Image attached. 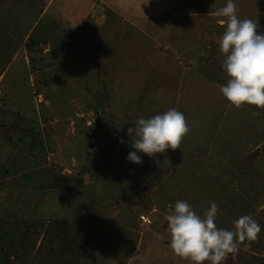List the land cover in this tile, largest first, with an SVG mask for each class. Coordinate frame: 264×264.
<instances>
[{
  "label": "rangeland",
  "instance_id": "rangeland-1",
  "mask_svg": "<svg viewBox=\"0 0 264 264\" xmlns=\"http://www.w3.org/2000/svg\"><path fill=\"white\" fill-rule=\"evenodd\" d=\"M117 1L116 6L97 9L69 5L63 15L59 14L63 8L58 12L51 8L41 16L44 0H0V226L3 221L22 224L21 228L29 224L35 238L39 220L91 217L92 244L80 264H189L170 249L165 219L169 205L179 199V188L155 185L149 181L144 162L128 161L125 147L131 145V137L127 130L135 126V107L142 94L149 95L152 73L146 67L147 57L150 63L176 64L183 54L180 51L189 50V42L195 39L198 55L214 59L213 70L222 67L225 57L217 40L225 27L220 18L209 13L225 6L227 0ZM123 1L131 5L122 6ZM234 2L239 18L257 21L261 32L264 0ZM150 44L153 46L148 47ZM147 47L157 51L154 56ZM217 71L225 78L224 70ZM217 84L209 87L218 92L216 96L208 89L184 102L182 113L188 125L204 122L207 127L212 123L216 111L223 107ZM208 94L207 100L199 98ZM209 104L211 109L206 110ZM239 109L231 106L229 114L237 115ZM246 112L249 114L250 108ZM228 115L217 118L219 126L234 127L236 117ZM249 130L250 136L246 132L231 144L235 150L238 147L249 154L255 145L264 143V119ZM198 133L200 147L206 148L203 140L208 133ZM209 147L220 153L204 160L203 172L197 173L206 184L205 180L217 179L227 171L228 166L221 165L225 161L222 152L234 150L218 143ZM179 149L175 161L185 165L189 160ZM142 154L143 161H150ZM92 156H97L93 164ZM257 156L261 159L257 157V164L250 165L260 173L254 175L258 183H247L249 195L256 191L259 198H251L248 207H241L237 199L229 204L233 208L228 205L225 209L231 210L229 215L217 214L216 224L232 229L233 221L251 215L261 226L259 239L250 247L241 245L244 258L225 264H264V146ZM125 161L130 163L127 171L122 167ZM250 165L246 167L252 171ZM99 169L103 172H97ZM247 174L252 178L250 171ZM189 200L190 204L196 202ZM202 210L204 213L207 208ZM41 237L36 248L31 246L32 251ZM136 253L145 258L143 262L132 261ZM21 255L25 253L19 252ZM33 256L35 253L32 261Z\"/></svg>",
  "mask_w": 264,
  "mask_h": 264
},
{
  "label": "trees",
  "instance_id": "trees-1",
  "mask_svg": "<svg viewBox=\"0 0 264 264\" xmlns=\"http://www.w3.org/2000/svg\"><path fill=\"white\" fill-rule=\"evenodd\" d=\"M260 33L264 34V29H262ZM29 39L31 40V37H29ZM196 42L197 40L193 39L192 41L191 39V42H189L190 47H188L189 50L180 51L183 54L181 58L179 57L175 60L176 64L173 63V65H164L155 62L150 63L149 59H147L148 57L145 59V63H148L149 65H146V67L150 68L152 73H149L151 74L149 77V88H147L149 90V95L145 96L142 94L143 99H140L137 107H135L134 121L142 117L149 118L156 114L163 113L169 108H175L182 112L186 109L184 102L191 99L194 93L198 92V94H204V90L206 91L209 87H212L213 83H218L220 86L227 83L225 79L226 77L229 79L227 74L225 73L224 78V75H221V73L217 71L218 69H222L221 65L214 67L215 69L213 70L210 65H213L214 59L210 60L208 57L201 58L204 55H198L199 46L197 47ZM152 46L153 44H150L148 47ZM156 52L157 51L148 48V53L151 57L154 56ZM185 58H192L194 62L188 63ZM180 64L189 67L190 70L186 69V71H183ZM1 74L2 72L0 75ZM209 90L210 92L215 91V96L218 93L215 89ZM199 96L201 100H207L209 98V94L208 97ZM212 96L214 97V95ZM220 97L223 100V107H219L220 110L218 109L216 111L215 116L212 114V116H214L213 121H211L213 124L211 123L206 127V123L204 124V122H202L201 124H198V126L194 125V127L191 123H189V134L183 139L181 144V149H183L182 155L189 160L185 163V165H178L177 161H175L177 160V157L180 156L176 153L180 152L179 148L174 151L168 149L163 154L158 153L155 157H150V161L142 160L145 167L148 169L146 174L149 177V181H152L155 185L159 184L162 187H166L168 190L179 188L177 193L179 199H176V201L182 200L190 204L189 198H193L196 202L195 204L190 205L193 207L194 211L200 215H203L202 207L207 209L209 208L210 201H215L219 208L218 213L229 215L231 210L228 211L225 209H228V205L237 199L239 200L241 207H248L249 204H252L250 201L252 200L251 198H259V195H256V191L254 193L255 196L249 195L251 188L250 184L247 182H253V184L258 183V180L254 177V175L257 176L260 174L257 170L252 169L253 165H250L252 171L248 170L246 167L247 165L228 167L227 171H224V174L217 179L212 178L210 181H208V179L205 180L208 182L207 184L203 179H198L197 177V173H200L201 171L203 172L202 168L206 166V162L203 161L209 157L216 158L217 154L220 153L219 151H216L215 147H209L210 143H214V145L216 143L223 144L227 148L230 147V149H234L233 152H222V159L242 157V155H245L247 151H239L238 147L235 150V147L231 144L238 142V136L243 137L246 132V135L250 136L249 129L251 128L253 130L255 125H259L264 119V109L248 105L241 107L238 110L239 112L237 115L229 114L230 107L232 105L229 104L223 95ZM209 105V107L205 108L206 110L211 109L210 107L212 105ZM247 108H250L251 110L249 114H246ZM185 113L187 114L188 112ZM225 115H228V117L230 116V118L236 117V120L233 122V124L235 123L234 127L229 125V127L226 126V128H223L218 125L219 120H217V118H224ZM3 125L5 126L6 122H4ZM198 132H203V134L208 133V138L204 136L205 138L203 140V145L207 144L206 148L200 147V142H202V140H200L198 136L200 133ZM238 133H240V135ZM241 133L244 134L241 136ZM195 134L197 137H195ZM125 150H127L128 153L136 151L131 145L125 147ZM137 154H141V156H143L141 152H137ZM255 156L259 157L257 156V151L247 154L245 158L251 159ZM96 157L97 156H92L90 158L92 164ZM129 165L130 163L125 161L122 166L124 167L123 170L126 168L127 171ZM210 165L211 164L207 165L208 170H210ZM100 171L103 172L100 169L97 172ZM248 171L251 172L252 178H250L251 176L247 174ZM101 175L104 176L103 173H101ZM163 176L165 178H163ZM247 178L249 179L246 180ZM161 179L163 181H161ZM200 182L202 184L200 187L198 186L200 188L198 189L197 183L199 184ZM192 185H194L193 189H191ZM258 186L259 185L256 187ZM256 187L253 185L252 188ZM190 189L191 191L198 189V191L194 194L191 191L189 192ZM257 191L259 192V189ZM230 192H233L234 194L230 195ZM199 198L202 199L203 203L200 202L201 200H198ZM230 208L233 207L230 206ZM1 225L0 264H80L92 244L90 241L92 238L91 229L93 228L91 217L81 220L57 218L48 222L39 220V223L35 228V238L32 236V233H34V230L32 231L33 226H30L29 224L24 228H21L22 224H11L8 221H3ZM221 228L226 229L223 225ZM40 236L42 237L38 248L35 251H32L33 248H36ZM31 246H33V248H31ZM19 252L25 253V255H21L22 257H20ZM32 253H35L33 261ZM29 255L30 257L27 258ZM244 255L245 252L239 251L235 257L230 255L225 263L231 259L240 260L241 258H244Z\"/></svg>",
  "mask_w": 264,
  "mask_h": 264
},
{
  "label": "clouds",
  "instance_id": "clouds-1",
  "mask_svg": "<svg viewBox=\"0 0 264 264\" xmlns=\"http://www.w3.org/2000/svg\"><path fill=\"white\" fill-rule=\"evenodd\" d=\"M238 12L234 0H227L225 6L209 13L220 18V25L225 27L217 43L225 57L222 69L229 79L220 92L236 108L248 105L264 109V34H260L257 21L241 19ZM133 123L127 134L136 151L130 152L127 159L135 164L142 163L137 152L155 157L168 149L181 148L190 131L185 115L175 108ZM209 204L200 215L189 203L177 200L174 206L169 205L165 216L171 237L169 247L189 264H225L230 255L239 253L241 245L247 248L259 239L261 226L251 215L233 221L232 229L218 228L219 208L215 201ZM131 259L143 262L145 258L136 253Z\"/></svg>",
  "mask_w": 264,
  "mask_h": 264
},
{
  "label": "crops",
  "instance_id": "crops-1",
  "mask_svg": "<svg viewBox=\"0 0 264 264\" xmlns=\"http://www.w3.org/2000/svg\"><path fill=\"white\" fill-rule=\"evenodd\" d=\"M44 3H45V10H41L40 11V15H45L47 14V10H50L51 8H55L56 11L58 12V9L59 8H63L62 10L63 11H59V14H62L63 13L65 14V8L68 7L69 5H78V6H83V7H92V8H99V7H103L104 5H115V4H118V1L117 0H44ZM57 3H63V6L61 7L60 5L57 7ZM122 6H129L131 4L129 3H124V1L121 3ZM53 6H56V7H53ZM116 6V5H115ZM117 7H121L119 5H117ZM120 10V9H119ZM54 12V11H53ZM41 18H39L38 20H40ZM264 146V143H262L261 145L258 144V145H255L253 148H251L250 152L253 153L254 151H257L259 148L263 147ZM243 147V146H242ZM243 150V149H242ZM241 155V153H240ZM245 156H247V153L245 155H242V157H236V158H224L221 165H224V166H228V167H234V166H240V165H250V164H254L256 165L257 164V161L260 160L261 158L258 157L259 159L257 160V157L255 156L254 158H251V159H248V158H245Z\"/></svg>",
  "mask_w": 264,
  "mask_h": 264
},
{
  "label": "built area",
  "instance_id": "built-area-1",
  "mask_svg": "<svg viewBox=\"0 0 264 264\" xmlns=\"http://www.w3.org/2000/svg\"><path fill=\"white\" fill-rule=\"evenodd\" d=\"M143 219L148 220V219L145 218V216H143Z\"/></svg>",
  "mask_w": 264,
  "mask_h": 264
}]
</instances>
